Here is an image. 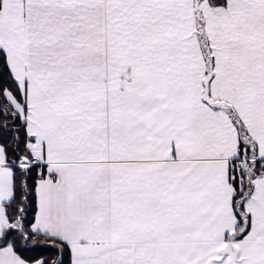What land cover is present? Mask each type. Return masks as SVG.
Here are the masks:
<instances>
[{"label": "snow or ice", "instance_id": "6c2138e0", "mask_svg": "<svg viewBox=\"0 0 264 264\" xmlns=\"http://www.w3.org/2000/svg\"><path fill=\"white\" fill-rule=\"evenodd\" d=\"M0 264H264V0H0Z\"/></svg>", "mask_w": 264, "mask_h": 264}]
</instances>
